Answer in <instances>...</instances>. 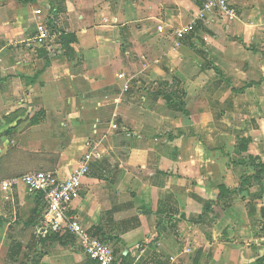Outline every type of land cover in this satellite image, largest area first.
<instances>
[{
  "label": "crops",
  "instance_id": "0c3cea01",
  "mask_svg": "<svg viewBox=\"0 0 264 264\" xmlns=\"http://www.w3.org/2000/svg\"><path fill=\"white\" fill-rule=\"evenodd\" d=\"M204 1L0 0V176L65 178L95 145L71 211L129 263L264 264V0L176 45ZM42 209L0 193V264H91Z\"/></svg>",
  "mask_w": 264,
  "mask_h": 264
},
{
  "label": "built area",
  "instance_id": "2783aa9c",
  "mask_svg": "<svg viewBox=\"0 0 264 264\" xmlns=\"http://www.w3.org/2000/svg\"><path fill=\"white\" fill-rule=\"evenodd\" d=\"M210 12H216L220 17L229 20L236 16L235 8L227 0H205L196 17L173 32L176 45L188 32L193 30L197 19L204 18ZM157 29L162 31L161 26ZM36 30L37 43L46 45L50 50V44L47 43L52 36L50 29L45 24H38ZM87 145V151L80 156L76 167L65 178L58 177L51 170H36L8 178L0 176V193L8 192L22 184L27 194L41 195L43 209L40 216V229L42 237L51 234L69 235L86 254L91 264H133L117 259L113 248L84 228L71 211L72 202L80 192L82 179L89 171V164L92 158L97 156L94 150L95 145Z\"/></svg>",
  "mask_w": 264,
  "mask_h": 264
},
{
  "label": "trees",
  "instance_id": "16d2710c",
  "mask_svg": "<svg viewBox=\"0 0 264 264\" xmlns=\"http://www.w3.org/2000/svg\"><path fill=\"white\" fill-rule=\"evenodd\" d=\"M24 1H27V0H24ZM74 35L73 34H61L60 36V41H61V44H62V51H64V49H66V45L70 42H73L74 41ZM171 95V96H169ZM165 99L167 101V103L170 105L171 103H173L174 107L177 108L178 110H180L181 112H183L184 114H187V111L185 110V108L183 107V102H181L180 100H175L173 102L172 100V94H171V91L168 90L167 94L165 95ZM258 166L260 167H264V162L262 163H258ZM39 197H41V195L38 194ZM51 236H53L54 238L56 239H62L63 237H70L69 235H66V236H63V237H59L57 234H51Z\"/></svg>",
  "mask_w": 264,
  "mask_h": 264
},
{
  "label": "rangeland",
  "instance_id": "374dc122",
  "mask_svg": "<svg viewBox=\"0 0 264 264\" xmlns=\"http://www.w3.org/2000/svg\"><path fill=\"white\" fill-rule=\"evenodd\" d=\"M215 14V13H214ZM216 15V14H215ZM217 17H219L220 19H224V18H222V17H220L218 14H217ZM226 20H229V19H226ZM112 248H113V250H114V247H113V244H111L110 242H107Z\"/></svg>",
  "mask_w": 264,
  "mask_h": 264
}]
</instances>
